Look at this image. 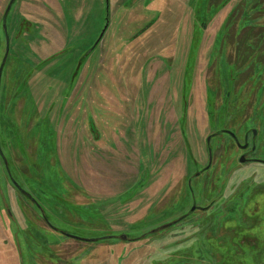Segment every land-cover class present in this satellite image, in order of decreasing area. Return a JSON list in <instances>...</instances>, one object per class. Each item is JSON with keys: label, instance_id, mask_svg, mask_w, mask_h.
Segmentation results:
<instances>
[{"label": "rangeland", "instance_id": "1", "mask_svg": "<svg viewBox=\"0 0 264 264\" xmlns=\"http://www.w3.org/2000/svg\"><path fill=\"white\" fill-rule=\"evenodd\" d=\"M8 2L0 264H264V0Z\"/></svg>", "mask_w": 264, "mask_h": 264}, {"label": "flooded vegetation", "instance_id": "2", "mask_svg": "<svg viewBox=\"0 0 264 264\" xmlns=\"http://www.w3.org/2000/svg\"><path fill=\"white\" fill-rule=\"evenodd\" d=\"M9 1L10 2L7 3V5L5 7V10H4L2 16L4 15V16L7 17L8 13H9V10H10V7H11V3H12L13 0H9ZM8 6H9V9H8V12L6 13L5 11H6V9H7ZM108 25H109V23H108ZM4 30H5V32H4L5 42L7 44V47H9V45L11 43H13L12 38H11V34L7 30L6 25L4 26ZM104 33H103V35H104ZM253 130H255V134L253 133ZM231 132L234 134V136L231 135ZM215 133L216 132H214L212 134V136ZM217 134H224V135L230 137L232 141H234V143L236 145V148L239 151L238 158H237L239 164L260 163V164L264 165V157L263 156H257L259 154H257V152H256L257 145L254 143V140H256V138H257V136H256V129H251L250 132L245 131L244 134L242 135L243 138L240 135L241 138H242V140L238 137V135H237V133L235 131H232V130L227 129V128H221L217 132ZM216 136H220V135H215L214 137H216ZM210 138H211V135H209L207 137V139H206L207 142L210 140ZM207 148H208L209 160H208L207 164L201 169L203 172L208 171L210 169V167H211V156H212L211 155V147L208 146ZM241 155H244V157H245V161H243V162H240L239 161V158H240ZM201 170H199L197 172V175L200 174L199 172ZM192 206H194V209L193 210H196L197 209V210H201V211L205 212V211H208L211 208L212 205L211 204L198 205L197 203L192 202V204L190 206V210H191ZM186 213L187 212H185V215H186ZM185 215L184 214L183 215L181 214L177 218H181V217H183ZM258 217H259V222H263L264 221V214H262V215L259 214V216L258 215L250 214V215H247V216L240 217L241 222H243L245 224H248V225H245V226L241 227L243 229H240L238 227H234L236 230H238L237 231L238 237L235 239L236 241L239 240L244 245L247 244L249 247H254V245H252V241L254 239H253V235H252L253 232H252L251 229H255V227H256L255 224L257 222V218Z\"/></svg>", "mask_w": 264, "mask_h": 264}, {"label": "water", "instance_id": "3", "mask_svg": "<svg viewBox=\"0 0 264 264\" xmlns=\"http://www.w3.org/2000/svg\"><path fill=\"white\" fill-rule=\"evenodd\" d=\"M104 6H105V22H104V26H103V28H102V30H101V32H100V34H99V36H98V38L96 39V41H95V43H94V46L99 42V40L101 39V37H102V35H103V33L105 32V30H106V28H107V26H108V23H109V14H110V11H109V0H104ZM8 9H9V6L7 7V9H6V13L8 12ZM5 25V24H4ZM5 60H6V57L4 58L3 57V59H2V61H1V64H0V68L4 65V62H5ZM253 133L255 134V130H253ZM231 135L232 136H234V134L231 132ZM209 139V138H208ZM239 161L240 162H243V161H245V157H244V155H241L240 156V158H239ZM197 174V173H196ZM194 209V206H192V208H191V211ZM167 224H164V225H162L161 227H159V228H162V227H165ZM157 230V229H156ZM156 230H154V231H156ZM72 238H74L73 236H72ZM77 238V237H76ZM103 238H110V236H104V237H102V239ZM78 239V238H77ZM121 239H126V236H121ZM85 240H87V239H85ZM87 241H92V239H90V240H87ZM94 241H96V239L94 240Z\"/></svg>", "mask_w": 264, "mask_h": 264}, {"label": "trees", "instance_id": "4", "mask_svg": "<svg viewBox=\"0 0 264 264\" xmlns=\"http://www.w3.org/2000/svg\"><path fill=\"white\" fill-rule=\"evenodd\" d=\"M14 2V0L12 1V3ZM12 3H11V5H12ZM93 50V49H92ZM2 61V60H1ZM6 61V60H5ZM5 63V62H4ZM0 64H1V62H0ZM38 208L41 210V212H42V214H43V218H45V222H46V219H47V217L45 216V214H44V211H43V209L41 208V206L38 204ZM178 219H180V218H178ZM178 219H173V221H171V222H169V223H167V225L165 226V227H162V228H160V230L161 231H163L164 229H166V228H168V227H170L174 222H176ZM154 232V231H153ZM148 233V232H147ZM147 233H145V234H143V235H146ZM108 236V235H107ZM110 237H114L113 235H109ZM68 238H72V236H68ZM76 240H78V241H82V240H80V239H77L76 237H74ZM101 238H99V239H97L96 241H99ZM103 239H106V238H103ZM108 239V238H107ZM138 239V238H137ZM127 240H131V239H127ZM87 242H92V241H87Z\"/></svg>", "mask_w": 264, "mask_h": 264}, {"label": "crops", "instance_id": "5", "mask_svg": "<svg viewBox=\"0 0 264 264\" xmlns=\"http://www.w3.org/2000/svg\"><path fill=\"white\" fill-rule=\"evenodd\" d=\"M67 237V236H66ZM72 239H74V238H72Z\"/></svg>", "mask_w": 264, "mask_h": 264}]
</instances>
